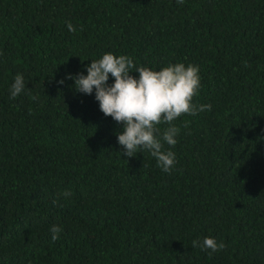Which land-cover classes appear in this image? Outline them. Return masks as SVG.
<instances>
[{"label":"trees","instance_id":"1","mask_svg":"<svg viewBox=\"0 0 264 264\" xmlns=\"http://www.w3.org/2000/svg\"><path fill=\"white\" fill-rule=\"evenodd\" d=\"M105 53L198 66L171 172L67 78ZM0 264H264V0H0Z\"/></svg>","mask_w":264,"mask_h":264},{"label":"clouds","instance_id":"2","mask_svg":"<svg viewBox=\"0 0 264 264\" xmlns=\"http://www.w3.org/2000/svg\"><path fill=\"white\" fill-rule=\"evenodd\" d=\"M183 2L177 0L178 4ZM67 27L70 32L77 31L71 23ZM132 72H139V78L130 75ZM87 73L86 76L79 73L75 77L69 74L67 78L75 80L74 87L79 93L92 95L95 90L100 110L122 124L117 139L124 157H135L142 150H147L164 172H171L176 164L175 153L163 151L164 143L175 146L178 142L176 137L180 129L172 122L186 113L195 115L212 110L211 104L193 103L201 86L199 68L195 65L178 63L156 71L137 68L131 57L105 53L87 66ZM109 74L115 78L112 85L108 84ZM59 83L63 84L64 80ZM25 88L23 75H16L10 98L15 99ZM161 123H166L168 127L159 134ZM70 194L67 190L62 193L65 197ZM62 230L60 226L53 225L50 228L51 239L57 240ZM192 247L217 252L226 246L206 237L202 243L192 241Z\"/></svg>","mask_w":264,"mask_h":264}]
</instances>
